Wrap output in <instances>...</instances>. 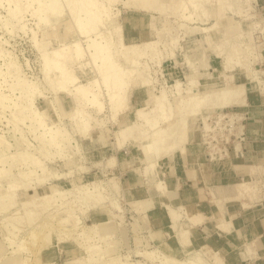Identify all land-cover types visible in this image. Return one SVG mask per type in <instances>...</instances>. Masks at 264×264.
Here are the masks:
<instances>
[{
  "label": "rangeland",
  "instance_id": "1",
  "mask_svg": "<svg viewBox=\"0 0 264 264\" xmlns=\"http://www.w3.org/2000/svg\"><path fill=\"white\" fill-rule=\"evenodd\" d=\"M12 1L0 0V257L16 253L18 264H161L154 254L185 260L200 249L216 252L209 246L197 247L180 259L162 252L150 241L153 239L151 231L144 233V225L139 219L142 215L147 223L145 212L151 201L128 202L123 195L122 179L127 175L141 176L142 173L144 176L153 175L167 159L165 157L155 167L147 168L149 159L140 143H136L153 139V132L139 121L138 115L139 110L147 115L153 110L154 104L148 98L150 90L155 96L163 94L166 102L176 108L185 101L189 102L187 92L191 82H195L201 91L220 88L224 83L243 85L245 100L239 105L228 108L202 106L199 116L188 117L189 124L180 149L183 151L189 136L195 135L201 139L211 161H223L231 153L239 157L243 155L247 122L253 112L264 113V91L261 90L262 86L264 88V0H182L186 11L175 4L167 7L165 15L149 13L154 19L151 20L150 39L145 42H160L157 46L159 57L146 53L134 61L119 58L118 64L126 71L123 100L120 104L110 105L103 83L95 84L103 104L101 111L84 102L76 105L75 87H71L69 93L56 92L55 79L60 75L59 70L53 65L46 66L47 58H54L74 77L76 75L81 85L101 81L97 66L89 56L87 41L75 23V0H57L63 13L49 24L40 18L49 12L48 0ZM191 1L197 7H193ZM111 4L108 9L111 13L119 12L118 22L123 35L124 14L134 9L132 1L114 0ZM14 5H17L18 13L11 11ZM15 14L19 17L16 18ZM189 15H192L191 19ZM203 28L211 29L204 34ZM162 29L169 32L160 34L158 30ZM75 43L84 53L80 59L75 56ZM57 50L60 56L55 55ZM229 55H232L231 62L226 65ZM189 61L195 64L196 71L192 70ZM56 80L58 82L59 78ZM179 80L182 84L177 89L176 81ZM144 81H147L146 87ZM17 83L21 84L22 90L19 91ZM26 83L30 86L26 88L28 93ZM12 85L15 88L17 85L18 90L11 88ZM14 104L21 106V110H15ZM76 109L86 116L87 112L92 115L86 136L75 132V122L71 118ZM21 111L23 113L19 115ZM20 116H23L24 123L18 118ZM172 117L173 124L182 118L180 113ZM163 120H159L161 127L166 124ZM134 123H138L141 131L126 141L125 138L123 145L118 147L116 136L123 126ZM202 125L207 129L201 128ZM55 128L65 134L59 138L65 148L62 144L58 146L59 143L58 147L52 142L47 144ZM242 133L244 140L241 142L239 135ZM41 136L42 139L46 136L47 141H41ZM64 138L69 139V148L67 142H62ZM59 139L57 137L56 141ZM236 145L238 151L235 152ZM40 164L47 170L50 180L38 183L36 178L43 176ZM27 169L32 172L33 180L28 181L30 189H26L18 178L19 172ZM250 169L252 177L238 181L232 189L234 196L230 198L243 209L264 198V161ZM54 174L69 175L55 180L51 178ZM112 177L120 180L118 192L110 187ZM15 181L16 185L10 187ZM90 182L102 184L99 188L104 195L101 205L83 204L72 195L32 203L54 191L73 190L75 186ZM158 182L156 187L160 190ZM112 199L118 200L120 211L113 208ZM223 204L225 206L227 202ZM92 215L101 220L110 219L113 230L108 231ZM186 225L185 222L180 225L178 221L173 229L184 246L190 244L189 234L186 242L181 237L182 229L189 230ZM219 256L227 264L223 255Z\"/></svg>",
  "mask_w": 264,
  "mask_h": 264
},
{
  "label": "bare ground",
  "instance_id": "2",
  "mask_svg": "<svg viewBox=\"0 0 264 264\" xmlns=\"http://www.w3.org/2000/svg\"><path fill=\"white\" fill-rule=\"evenodd\" d=\"M8 1H10V0H8ZM33 1H35V0H33ZM113 1L114 0H75V6H76V8H74L75 9V11H74L75 12V23H76L80 33L82 34V36L87 41V47H88V50L90 52L89 56H90L91 60L94 62V64H96V66H97V70L99 72L101 81L96 80L95 82H92L89 85H81L79 82V78L76 75L74 77V75L71 74V72L69 73L68 70H66V68H64L62 65H60L58 63V61H56L54 58H49L48 55L45 53L46 56L48 57V58L46 57L47 61L45 60L46 66L50 67V65H53L54 67H56L59 70V73H60V75H59L60 77L58 76V78H59L58 82L56 80L58 78L55 79V83H56L55 85L58 86V89L56 90V92H62V93L67 92V93H69L71 91L70 90L71 87H75V91L77 92V95L74 97L75 98L74 99L75 104L77 105V103L81 104L82 102H84L90 108L96 109L98 111H101L103 109V104L100 100V93L98 92V90L95 89L96 88L95 84L98 85L101 82L103 83V85L106 88L105 90L107 91L106 93H107V96L109 98L110 105L120 104V102L123 100L122 94H123V91L125 90V85H126V80H125L126 77L124 76L126 71L123 69L122 66H120L118 64L117 60L119 58L134 61L136 59L141 58L146 53H152V54L156 55V57L157 56L159 57V54H158L159 51H158L157 46L160 42H158L157 40H154V41L152 40L149 42H143L142 44H137V43L126 44L124 42L123 35H122V27H121L120 23L118 22L119 12L111 13V10L109 11V9H108V6ZM131 1H132V6L134 7L135 10L153 12V13H158L161 15H163V14L165 15L167 7H173L175 4H178L179 8L182 9V11L183 10L186 11V8H187L186 6L181 4L182 0H131ZM11 2H13V1L11 0ZM11 2H9V4H11ZM14 3L16 4L17 2H14ZM48 3L49 4L47 5V8L49 9V12H46L44 14L45 16L43 15L42 17H40L41 20L44 21V23L46 22L45 24H49L50 22H52V20H56V19L58 20V18H60L62 13H63V10L59 6L57 0H48ZM18 4H19V2H18ZM190 4L193 7H197V5H195L192 1L190 2ZM19 7H20V5H19ZM14 8L11 11L16 13V11L18 10L17 5H16V7L14 5ZM20 8H19V11L20 10L22 11V9H20ZM177 10L178 9H176V11ZM12 12L10 14L13 15ZM17 13H18V11H17ZM50 13L52 14L51 17H50ZM12 15H11V17H13ZM15 16H16V14H15ZM182 16H184L185 18H188L184 14H182ZM17 17H19V16H16V18ZM189 18L191 19L192 15H189ZM197 19L202 20L201 17H197ZM20 20L21 19H19L18 22H20ZM152 26L154 27V24H152ZM230 28H232V24H230L228 26L229 31H230ZM210 29L211 28H203L202 32L204 34H207ZM154 30H155V28H154ZM158 32L160 34H164L165 32L168 33L169 31L167 29H162V30H158ZM74 49H75L74 51L76 54L75 55L76 58L80 59L84 53L81 51L79 45L76 43H75ZM54 53L56 56H60L59 50H57ZM231 57H232V55L227 56L226 65L230 64ZM189 65L191 66L192 70L196 71L197 67L195 66V64L193 62L189 61ZM231 65H233V64H231ZM223 66H224V64H223ZM9 68H12V67H9ZM254 74H255V72H254ZM255 76H256V74H255ZM255 76H253V77H255ZM222 81H223V78H222ZM145 82H147V81H144V83H143L144 86H145ZM176 83H177V89H179V87H180L179 85L182 84V82L179 80V81H176ZM18 85L20 87L19 91L22 90L23 87L21 86V84H18ZM23 86H26V85L23 84ZM13 87L14 86L12 85L11 88H13ZM16 87L17 88L14 87V90H16V89L18 90L19 87L17 85H16ZM21 87H22V89H21ZM29 87L30 86H28V84H27V87H25V89L26 88L28 89ZM55 88H57V87H55ZM263 89L264 88L262 86L261 90L264 91ZM179 92L180 91L178 90V93ZM26 93H28V90L26 91ZM187 93H188L187 95L189 96V102L185 101L183 103V105L181 103L176 108H173L168 104L169 103L168 101L166 102L165 96L163 94H161L160 96H155L154 94H152V90H150L149 96H148L149 102L151 104H154V107H153V110L151 111V114L147 115L142 110L138 111L139 121H142L144 124H146L149 127V131L153 132V139L152 140L143 139V141H136V143H140V145L142 146V151H143L145 157H147V159H149L147 168L155 167L156 165H158L160 160H162L165 157L168 158V157L172 156L173 153H175V151L181 149L182 137L186 133L185 130L189 124L188 117L199 116L200 115V109L202 106H207L210 108H217V107L228 108V107L237 106L240 103L244 102V100H245L244 99V87L241 84L237 85V86H230V85L228 86L227 84L224 83V85L220 88L201 91V90H198L196 88L195 82H191V85H190ZM6 97H4V99ZM23 97L26 98V96H23ZM1 102H2V100H1ZM191 102H193L194 105H191ZM14 108H15V110H17L16 108L21 110V106L19 108V106L15 105V104H14ZM22 111L18 112V114L21 115L23 113ZM16 113H17V111H16ZM176 113H180L182 118L180 121L174 122V124H173V122L171 121V118H173L172 115H174ZM159 115L161 116V118H157V116H159ZM22 117L23 116H20L18 118H21V123H24L25 121L23 119V122H22ZM25 118H26V116H25ZM71 119H73V123L75 122L74 126H75V132L77 134H79L80 136L81 135L82 136L88 135L89 129L91 126L90 122L92 119V115L90 112H87V116H86L83 111H80V109H76L72 113ZM18 120H20V119H18ZM159 120H163L166 124L162 127L159 126L158 125L160 123ZM38 124H40V122ZM200 127L203 129H207V127L205 125H202ZM49 129H51V128H49ZM55 130L56 131L53 130V136L54 137L52 136V132H50L51 135L49 137H51V136L52 137H51V139H48L51 141H48L47 144L49 142H52V143L56 144V145H54L55 147H58V146H60V144H62L61 139H59V138L64 137L65 134L61 133V131L57 128H55ZM49 131H47V132H49ZM138 131H141V128L138 125V123L123 126L122 130L116 136L117 146L121 147L123 145L125 138H126L125 139V141H126L127 138H129L131 136L132 137L136 136L138 134L137 133ZM47 132H45V133H47ZM47 135H48V133H47ZM42 137L43 136H41V141L46 140V138H45L46 136H44L43 139H42ZM57 137L59 139L58 140L59 142L56 141ZM53 138L55 139V141ZM64 139H65L64 141L62 139L63 143L67 142L69 140V139L66 140V138H64ZM58 143H59V145H58ZM42 144H44V143H42ZM62 145L65 148L64 144H62ZM68 145L69 144L67 142L66 146L68 147ZM235 148H236V150H238L237 145ZM47 149H48V147H47ZM59 149L60 148H58V150ZM25 154H21V155H25ZM27 158H29V157L27 156ZM40 165H39L40 167L39 166H37V167H39V169L42 171L43 176L36 178L35 181H37L38 183L42 182V181L50 180L49 176L46 175L47 170L45 171V168L42 166V164H40ZM28 169H29V167H28ZM28 169L25 172L24 171L19 172L20 176H18L19 180L23 181V184L25 185L26 189L31 188L30 182H32V180H33L32 175H31L32 172ZM34 172H36V171L34 170ZM146 173H148V172H146ZM156 174L157 173H155L153 175L146 174L145 176H146L147 180L151 181L152 179L156 178ZM68 175L69 174H54L52 177L51 176L50 177L55 179V180H60V179L66 178ZM15 180H16V178H15ZM11 181H13V180H11ZM28 181H30V182H28ZM119 181L120 180L118 177L110 178L111 189L113 188L115 191L118 192L120 190V182ZM156 181H159V180H156ZM16 183H17V181L13 182V185L10 187H14L16 185ZM101 185L102 184L100 182H90V183H87L83 186H75V188L73 190L54 191L52 194L44 195V196L40 197L39 199H37V201L34 200L35 202H32V203H35V204L40 203L42 200L46 201V200L54 198L55 196L72 195V197H75V199L81 201L83 204L88 205L91 203L92 205L93 204L101 205L103 200H104V195L100 192L101 189L99 190ZM158 186L160 187V190L163 189V185L161 182H158ZM111 204L115 210H118V211L121 210V206L119 205V202L117 199H115V200L112 199ZM179 208L176 209V208H172V207H168V206L166 208L167 212H168L167 215L170 218V221L172 224L171 225L172 229L176 228L178 221L185 214L184 212L180 211L182 209H179ZM109 218H110V216H109ZM202 220H203V218L200 214L198 215V212H197V215H195L193 217H189V216L187 217V221L193 222L194 224H195V222L198 223V221H202ZM100 224L103 225L104 227H106V229L108 231L113 230V226L111 224L110 219L100 220ZM220 226L221 225H219L218 227H220ZM222 227H220V228H222ZM223 230H224V228H223ZM188 234H189V231L182 229L181 237H182V239L185 240V242L187 241ZM205 247H203V248H205ZM1 253H2V247L0 244V255H1ZM149 255L151 256V255H153V253H151ZM154 255H156V256H154L155 259H157L158 262H160L161 264H224L223 260L220 258L218 253L217 252L211 253V250H210V252H207V251H204L203 249H200L198 253L186 258L185 260H175V259L173 260L171 258L165 257L163 254H160V255L154 254ZM150 258H152V257H150ZM0 264H18V258L16 256V253H13L10 257H7V256L0 257Z\"/></svg>",
  "mask_w": 264,
  "mask_h": 264
},
{
  "label": "crops",
  "instance_id": "3",
  "mask_svg": "<svg viewBox=\"0 0 264 264\" xmlns=\"http://www.w3.org/2000/svg\"><path fill=\"white\" fill-rule=\"evenodd\" d=\"M149 13L131 9L124 14V42L141 43L150 39L154 16ZM245 140L240 157L231 153L223 161H211L199 136L190 135L183 151L173 153L156 172V179L164 186L162 190L156 187V179L149 182L143 173L122 179L123 195L128 202L151 201L145 212L147 223L142 215L139 219L144 233L151 231L150 241L166 255L180 259L197 247L209 246L223 255L227 264H264V198L245 209L230 201L234 196L233 186L252 177L250 167L264 161V113L251 114ZM224 202H227L225 206ZM167 206L180 207L185 213L179 223L185 222L189 228L188 246L182 245L173 231ZM197 212L202 221L195 224L187 221L188 216L193 217ZM92 218L101 220L93 215Z\"/></svg>",
  "mask_w": 264,
  "mask_h": 264
},
{
  "label": "built area",
  "instance_id": "4",
  "mask_svg": "<svg viewBox=\"0 0 264 264\" xmlns=\"http://www.w3.org/2000/svg\"><path fill=\"white\" fill-rule=\"evenodd\" d=\"M231 128V127H230ZM239 136H241V138H239L240 139V141L242 142L243 140H244V138H243V133L241 134V135H239ZM235 150H236V148H235ZM238 151V150H237Z\"/></svg>",
  "mask_w": 264,
  "mask_h": 264
},
{
  "label": "water",
  "instance_id": "5",
  "mask_svg": "<svg viewBox=\"0 0 264 264\" xmlns=\"http://www.w3.org/2000/svg\"><path fill=\"white\" fill-rule=\"evenodd\" d=\"M134 219V218H133Z\"/></svg>",
  "mask_w": 264,
  "mask_h": 264
}]
</instances>
